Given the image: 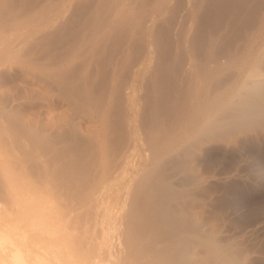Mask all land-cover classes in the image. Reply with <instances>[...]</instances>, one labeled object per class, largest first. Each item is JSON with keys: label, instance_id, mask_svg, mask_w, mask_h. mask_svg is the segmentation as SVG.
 <instances>
[{"label": "bare ground", "instance_id": "bare-ground-1", "mask_svg": "<svg viewBox=\"0 0 264 264\" xmlns=\"http://www.w3.org/2000/svg\"><path fill=\"white\" fill-rule=\"evenodd\" d=\"M256 131L264 0H0V237L28 260L259 264L192 194Z\"/></svg>", "mask_w": 264, "mask_h": 264}, {"label": "rangeland", "instance_id": "rangeland-1", "mask_svg": "<svg viewBox=\"0 0 264 264\" xmlns=\"http://www.w3.org/2000/svg\"><path fill=\"white\" fill-rule=\"evenodd\" d=\"M207 9L201 16L203 21L200 20L201 23L203 22V27L206 25L205 29L215 21L219 23L230 17V12L223 13L218 7L209 11ZM235 48L236 44L233 46V49ZM41 111L40 107L28 110L31 115L40 113L41 118H44ZM252 135L255 139L243 144L240 151L233 153L234 156L231 154L227 157L228 155L215 153L209 163L203 164L205 167L199 165L204 183L200 190L192 192L197 199L193 206L203 217L207 227L215 230L230 247L241 251L248 248L259 249L263 252L264 258V224L260 226L264 221V131L252 132ZM63 211L62 208L60 212ZM63 232L61 241L67 250H72L77 229L66 227ZM2 233L0 264H37L34 256L28 260L21 254L22 245L20 238L17 237V231L8 227ZM32 248L35 249V244ZM263 258L258 262L259 264H264ZM75 259L83 264L88 258L75 253ZM91 263L112 264L94 260Z\"/></svg>", "mask_w": 264, "mask_h": 264}]
</instances>
